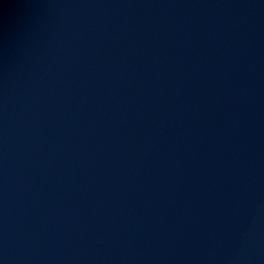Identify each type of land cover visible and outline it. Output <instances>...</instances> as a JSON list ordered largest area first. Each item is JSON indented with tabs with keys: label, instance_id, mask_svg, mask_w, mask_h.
I'll use <instances>...</instances> for the list:
<instances>
[{
	"label": "water",
	"instance_id": "water-1",
	"mask_svg": "<svg viewBox=\"0 0 264 264\" xmlns=\"http://www.w3.org/2000/svg\"><path fill=\"white\" fill-rule=\"evenodd\" d=\"M0 264H264V0H0Z\"/></svg>",
	"mask_w": 264,
	"mask_h": 264
}]
</instances>
